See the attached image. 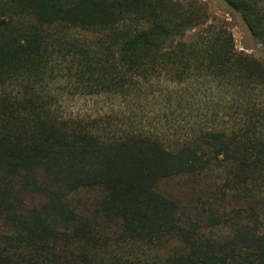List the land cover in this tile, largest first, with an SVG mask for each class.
Segmentation results:
<instances>
[{"label": "trees", "instance_id": "trees-1", "mask_svg": "<svg viewBox=\"0 0 264 264\" xmlns=\"http://www.w3.org/2000/svg\"><path fill=\"white\" fill-rule=\"evenodd\" d=\"M208 10L0 0V264H264V60Z\"/></svg>", "mask_w": 264, "mask_h": 264}, {"label": "rangeland", "instance_id": "rangeland-1", "mask_svg": "<svg viewBox=\"0 0 264 264\" xmlns=\"http://www.w3.org/2000/svg\"><path fill=\"white\" fill-rule=\"evenodd\" d=\"M201 1H204L207 4L209 8L208 11L212 18L221 19L227 23L234 35L235 45L238 50H244L250 53L251 55H254L264 60L263 46L251 35L245 23L242 21L241 17L228 8L224 0ZM69 102L72 105L71 107H84L83 103L79 102V100L77 99L69 98ZM174 185V182H169L165 184V186L169 189L173 188Z\"/></svg>", "mask_w": 264, "mask_h": 264}]
</instances>
